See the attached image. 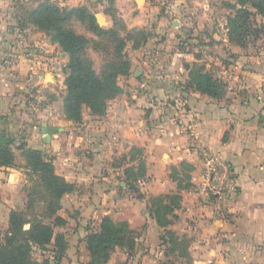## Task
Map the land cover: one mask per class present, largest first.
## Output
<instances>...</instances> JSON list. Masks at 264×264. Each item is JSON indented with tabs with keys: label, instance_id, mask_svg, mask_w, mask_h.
<instances>
[{
	"label": "crops",
	"instance_id": "0c3cea01",
	"mask_svg": "<svg viewBox=\"0 0 264 264\" xmlns=\"http://www.w3.org/2000/svg\"><path fill=\"white\" fill-rule=\"evenodd\" d=\"M40 1L0 0V114L8 117L15 110L24 113L26 84L32 83L24 82L26 67L32 68L22 53L25 47L9 41L8 35L27 29L14 20L22 5L36 2L33 8ZM175 40L133 49L142 51L129 59L128 74L118 81L120 93L108 102L104 115L88 112L89 128L98 137L95 143L87 136L80 138L85 141H71L72 135H67L64 147L57 137L46 135L42 140L53 151L57 174L74 187L79 184L85 193L101 195L111 190L112 174L120 169L109 170L112 158L140 151L148 162L146 193L174 190L181 196L177 215L190 237L191 264H264V51L242 57L234 48L241 55L223 68L225 94L216 99L188 84L193 63L207 59L195 46L183 50ZM224 41L238 48L227 41L226 30ZM62 130L54 132L66 135ZM135 160L130 157L124 168ZM175 166L184 167L185 173H173ZM208 166L216 172L212 195L198 189ZM13 169L0 167V224L7 223L11 198L22 181ZM102 179L110 180L103 191ZM74 192L61 198L64 210L74 205L63 201Z\"/></svg>",
	"mask_w": 264,
	"mask_h": 264
},
{
	"label": "rangeland",
	"instance_id": "374dc122",
	"mask_svg": "<svg viewBox=\"0 0 264 264\" xmlns=\"http://www.w3.org/2000/svg\"><path fill=\"white\" fill-rule=\"evenodd\" d=\"M51 1L59 7H86L94 15V19L95 15H101L102 23L98 25L96 19L95 22L102 28H110L113 25L112 17L106 11L110 7H114V15L128 28L142 29L148 33L149 37L141 45L143 47L141 49H144L145 44L148 43L165 42L170 44L175 38L178 39L177 43L179 42V46L183 50L192 51L191 47L195 46L199 50L200 56L207 60L203 63H197L196 67L191 68L190 71L194 76L199 73L200 75L210 73L221 80L225 75L223 68H229L230 59H236L241 55L234 53V48L242 53V57L258 54L260 50L264 51V29H261L262 31L257 36H248L244 47L228 41L226 17L231 15L233 10L226 7L225 3L234 4L233 0H113L112 4L110 3L112 0ZM35 4L36 2L23 4L22 10L19 12L20 17L14 19L15 22L21 23L26 17V9ZM255 20L258 24L264 23V17H259V15L255 16ZM26 24L25 32L9 33L8 35L9 41L13 43L22 42L23 47H25L22 53L31 60L30 66L32 68L26 67L24 73V82L32 80L31 85L30 82L26 84V94L24 92V113L20 114L17 112L18 110H15L16 114L10 115V120L6 114H0L4 117L1 118L0 116V132L13 140L10 148L14 155V164L13 167L9 168H14L13 170L18 172L22 179L17 189L18 193H15L11 198V210H21L25 207L28 201V192L37 181V174L26 168V162L18 149L19 146L24 148H27L26 145L39 146L38 149L43 152L45 158L51 159L53 163L55 157L52 154L53 151L48 147L46 141L42 140L47 137L46 135L49 134V138L57 137L58 141H61L62 147L66 146L67 135H72L71 141H85L80 138L87 136L88 141L93 137V143H95L98 138L89 128L90 116H88V112H92L85 105H82V120L80 122L69 120L72 123L66 124L68 119L63 111V99L66 94L64 73L68 63V55L61 50L57 43L52 42L51 37L46 32L35 29L31 26L32 24ZM66 27L89 40L86 56L91 60L95 71L101 73L104 62L111 59L112 44L96 38L89 30L88 25L76 18L67 22ZM225 30L227 41L238 46V48L226 45L227 43L224 41ZM141 49L138 50L140 53ZM124 51L129 59L138 53L132 49L131 43L127 44ZM204 62L209 65H205ZM201 66L202 68H200ZM121 80L122 77L118 78L119 82ZM125 83L122 84L123 89L128 91ZM48 127L55 129L61 127L66 135H59V131L47 133ZM57 147L56 144L53 149ZM130 157L131 159L132 157L136 158L134 165L131 166L134 167L131 173L137 177V181L132 177L127 180L123 175V168L131 163ZM140 161L145 170L143 177H141L142 170L138 169L140 168L138 167ZM107 166L109 170L114 167L120 168L114 170L112 174L111 190L107 189L104 195L98 192L94 194L92 191L85 193L82 187L76 184L77 187H74L76 192L65 197L66 200L63 199L67 206L70 203L74 205H72L71 210H64L65 206H62L58 211V215L67 219V224L56 228V232L65 235L67 242V251L60 264H87L89 262L85 238L88 232H93L99 228L103 217H109L114 222H128L129 227L137 235L136 248L131 255H128L122 248H116L110 253L104 264H165L166 262L167 264L168 262L169 264H191L190 237H188L187 228L181 225L179 217L173 220L172 214H166L165 219L170 223L165 227H159L149 214L150 196L157 197L160 193H146L144 182H148L146 178L148 162L143 153L136 149L131 150L128 155L121 152L114 156ZM184 169V167L180 169L178 166L173 173L179 171L185 173ZM109 181L104 180L99 189L101 191L106 189V184H109ZM41 192H44L43 188L39 189V194ZM172 192L174 190L170 193ZM159 200L161 204L164 203V199L159 198ZM100 205L104 208V210H100L101 212L98 211L97 207ZM174 213H179V210L175 208ZM7 229L8 221L6 224H0V242ZM51 249L52 245H49L45 250L35 247L33 257L38 260L45 258L52 260L54 256Z\"/></svg>",
	"mask_w": 264,
	"mask_h": 264
},
{
	"label": "trees",
	"instance_id": "16d2710c",
	"mask_svg": "<svg viewBox=\"0 0 264 264\" xmlns=\"http://www.w3.org/2000/svg\"><path fill=\"white\" fill-rule=\"evenodd\" d=\"M225 6L233 10L226 17L230 43L244 47L248 36H257L264 29V23L258 24L255 20L256 15L264 16V0H235L234 4L225 3ZM113 9L110 7L106 11L113 20L110 28L98 26L94 15L84 6L59 7L51 0H42L25 11L26 17L21 23L32 24L36 29L46 32L52 42L57 43L68 55L64 73L66 94L63 99V111L68 120H82V105L88 107L93 115L105 114L108 102L121 91L118 78L127 75L130 69L125 47L131 43L132 49H138L149 37L142 29L128 28L114 15ZM74 18L85 22L96 38L112 44L111 59L104 62L101 73L95 71L86 56L89 40L66 27V23ZM196 66L197 63H193L192 67ZM188 84L216 99L225 94V83L210 73L194 76L189 71ZM12 141L0 132V167H13L14 155L10 148ZM18 149L26 162V168L37 174V184L34 183L28 192L25 207L10 210L8 214V229L0 242V264H60L65 256L67 242L63 233L56 232L57 227L66 224L58 211L61 198L72 192L74 185L55 172L52 160L45 158L41 150L23 146ZM141 163H138V169L142 170L143 177L145 170ZM133 170L134 167L125 169V178L128 180L132 177L137 181V177L131 173ZM40 188L44 192L39 194ZM159 198L164 199L163 204ZM180 202L181 196L176 192L157 197L152 195L148 211L159 227H165L170 223L165 219L166 214H172L173 220L178 219L174 209L180 207ZM136 242V232L129 227L128 222H114L109 217H103L99 228L86 235L85 247L90 258L87 264H104L116 248H122L131 255ZM49 245H52L53 262L47 258L38 260L33 257L35 247L45 250Z\"/></svg>",
	"mask_w": 264,
	"mask_h": 264
},
{
	"label": "built area",
	"instance_id": "2783aa9c",
	"mask_svg": "<svg viewBox=\"0 0 264 264\" xmlns=\"http://www.w3.org/2000/svg\"><path fill=\"white\" fill-rule=\"evenodd\" d=\"M215 169L211 166L206 167L205 171L202 174V181L199 182L198 184V189L201 191L212 195L215 193L214 189V181L216 177Z\"/></svg>",
	"mask_w": 264,
	"mask_h": 264
},
{
	"label": "water",
	"instance_id": "95a60500",
	"mask_svg": "<svg viewBox=\"0 0 264 264\" xmlns=\"http://www.w3.org/2000/svg\"><path fill=\"white\" fill-rule=\"evenodd\" d=\"M95 19H96L98 25H100V23H102V21H103L101 15H98V14L95 15ZM55 130H56V129H55L54 127H48V128H47V133H52V131H55ZM48 135H49V134H48Z\"/></svg>",
	"mask_w": 264,
	"mask_h": 264
}]
</instances>
